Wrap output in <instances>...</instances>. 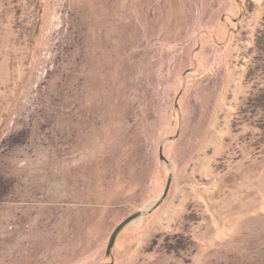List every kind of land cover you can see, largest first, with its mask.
I'll list each match as a JSON object with an SVG mask.
<instances>
[{"label": "rangeland", "instance_id": "1", "mask_svg": "<svg viewBox=\"0 0 264 264\" xmlns=\"http://www.w3.org/2000/svg\"><path fill=\"white\" fill-rule=\"evenodd\" d=\"M0 264H264V0H0Z\"/></svg>", "mask_w": 264, "mask_h": 264}, {"label": "water", "instance_id": "2", "mask_svg": "<svg viewBox=\"0 0 264 264\" xmlns=\"http://www.w3.org/2000/svg\"><path fill=\"white\" fill-rule=\"evenodd\" d=\"M167 190H168V185L166 186V189L164 190L163 192V195L162 197L160 198L159 202H161L165 196H166V193H167ZM140 214L139 213H136V214H133L127 218H125L122 222H120L115 228L114 230L112 231V233L110 234V237H109V241H108V245H107V248H106V255H110L111 254V249L114 245V242H115V239L117 237V235L119 234V232L126 226L128 225L132 220H134L135 218H137Z\"/></svg>", "mask_w": 264, "mask_h": 264}, {"label": "clouds", "instance_id": "3", "mask_svg": "<svg viewBox=\"0 0 264 264\" xmlns=\"http://www.w3.org/2000/svg\"><path fill=\"white\" fill-rule=\"evenodd\" d=\"M221 235H223V233L218 232V231H214L212 233H210L209 237H208V243L214 244L220 237Z\"/></svg>", "mask_w": 264, "mask_h": 264}]
</instances>
